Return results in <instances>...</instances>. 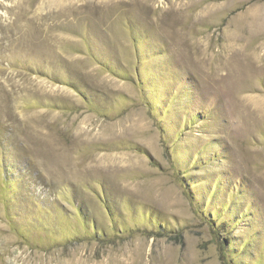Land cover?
I'll list each match as a JSON object with an SVG mask.
<instances>
[{
    "label": "rangeland",
    "instance_id": "1",
    "mask_svg": "<svg viewBox=\"0 0 264 264\" xmlns=\"http://www.w3.org/2000/svg\"><path fill=\"white\" fill-rule=\"evenodd\" d=\"M0 264H264V0H0Z\"/></svg>",
    "mask_w": 264,
    "mask_h": 264
}]
</instances>
